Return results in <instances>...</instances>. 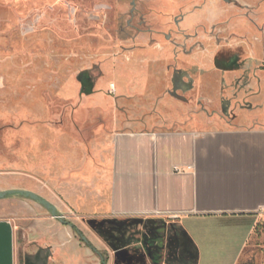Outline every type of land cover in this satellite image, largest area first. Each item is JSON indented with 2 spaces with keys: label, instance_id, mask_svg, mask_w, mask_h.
<instances>
[{
  "label": "rangeland",
  "instance_id": "obj_1",
  "mask_svg": "<svg viewBox=\"0 0 264 264\" xmlns=\"http://www.w3.org/2000/svg\"><path fill=\"white\" fill-rule=\"evenodd\" d=\"M133 110L264 125V0H0L1 186L62 205L84 144Z\"/></svg>",
  "mask_w": 264,
  "mask_h": 264
},
{
  "label": "crops",
  "instance_id": "obj_2",
  "mask_svg": "<svg viewBox=\"0 0 264 264\" xmlns=\"http://www.w3.org/2000/svg\"><path fill=\"white\" fill-rule=\"evenodd\" d=\"M131 117L84 144L83 173L62 205L27 186L0 182V191L32 190L61 214L80 215L77 228L106 264H264V125H206L186 112L180 128L164 129L150 112ZM9 208L18 213L0 214L7 238L0 264H20L19 250L22 264H102L76 223L23 196L0 199V212Z\"/></svg>",
  "mask_w": 264,
  "mask_h": 264
},
{
  "label": "water",
  "instance_id": "obj_3",
  "mask_svg": "<svg viewBox=\"0 0 264 264\" xmlns=\"http://www.w3.org/2000/svg\"><path fill=\"white\" fill-rule=\"evenodd\" d=\"M23 196L27 198H31L37 202H39L41 205H43L55 218L60 219L62 222L67 223L68 221L65 220V217L59 212L57 206L53 204L48 199L42 197L41 195L37 194L36 192L32 190L27 189H7L0 191V199L6 198L8 196ZM74 229L76 230L78 236L84 241L86 244H88L94 251H96L102 260V264H106L104 256L97 250L95 246L92 245L90 240L87 238V236L80 231L77 227H75L73 224H70Z\"/></svg>",
  "mask_w": 264,
  "mask_h": 264
},
{
  "label": "flooded vegetation",
  "instance_id": "obj_4",
  "mask_svg": "<svg viewBox=\"0 0 264 264\" xmlns=\"http://www.w3.org/2000/svg\"><path fill=\"white\" fill-rule=\"evenodd\" d=\"M151 232L153 234V236L159 240H162L164 235H163V232H161V230L159 229H151Z\"/></svg>",
  "mask_w": 264,
  "mask_h": 264
},
{
  "label": "built area",
  "instance_id": "obj_5",
  "mask_svg": "<svg viewBox=\"0 0 264 264\" xmlns=\"http://www.w3.org/2000/svg\"><path fill=\"white\" fill-rule=\"evenodd\" d=\"M175 169L179 171V169L177 167H175Z\"/></svg>",
  "mask_w": 264,
  "mask_h": 264
},
{
  "label": "trees",
  "instance_id": "obj_6",
  "mask_svg": "<svg viewBox=\"0 0 264 264\" xmlns=\"http://www.w3.org/2000/svg\"><path fill=\"white\" fill-rule=\"evenodd\" d=\"M128 37H130V36H128Z\"/></svg>",
  "mask_w": 264,
  "mask_h": 264
}]
</instances>
